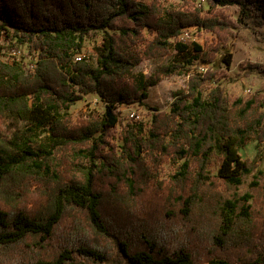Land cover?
Returning a JSON list of instances; mask_svg holds the SVG:
<instances>
[{
  "label": "trees",
  "instance_id": "1",
  "mask_svg": "<svg viewBox=\"0 0 264 264\" xmlns=\"http://www.w3.org/2000/svg\"><path fill=\"white\" fill-rule=\"evenodd\" d=\"M207 2L209 12L236 5L264 24V0ZM203 12L189 0H0V41L11 36L36 59L30 68L0 58V123L27 125L18 139L0 125V264H112L117 248L127 264H264V209L254 210L252 192L217 190L252 176L264 196V91L231 102L211 86L220 47L173 41L190 27L222 38L226 21ZM100 33L93 65L81 54ZM173 50L150 75L136 72ZM222 60L230 66L228 49ZM196 61L202 70L169 111L145 102ZM89 94L105 111L74 122L71 107ZM135 103L154 111L149 128L118 113ZM197 212H211L216 228L196 224ZM171 219L187 222L184 240Z\"/></svg>",
  "mask_w": 264,
  "mask_h": 264
},
{
  "label": "rangeland",
  "instance_id": "2",
  "mask_svg": "<svg viewBox=\"0 0 264 264\" xmlns=\"http://www.w3.org/2000/svg\"><path fill=\"white\" fill-rule=\"evenodd\" d=\"M150 1V0H146ZM168 7H178L185 3V0H163ZM193 7H201L204 9L205 16H213L215 13L223 17L226 21V27L222 31V38L213 31L199 30L196 27H190L180 37L173 39L176 41H197L201 44L211 45V47H220L215 55L218 60V68L216 70V80L212 85L220 84L224 87L226 94L230 97L231 102L237 98L247 99L254 93L264 91V24H259L255 18L249 14L241 11V8L236 5L218 7L214 12H209L210 5L207 0H189ZM102 43V34H97L94 37H88L85 41L82 56L86 57L93 65L97 64L99 52ZM0 58L4 60H16L24 67H34L36 59L28 52L26 45L18 46L16 40L11 36L5 35L0 41ZM226 47V48H225ZM230 51L232 60L228 66L222 57L225 53ZM176 50L171 54L159 60H145L136 68L137 73H144L150 75L157 67L166 64L175 56ZM212 67V64H209ZM202 70V65L196 61L188 72L181 75H174L166 77L157 85L149 90V97L145 102L150 106L161 111H169L171 103L174 100L175 92L178 90H185L188 88L190 76ZM106 109L105 101L98 95L89 94L76 102L70 109V116L74 122L82 118H88L90 115L103 113ZM118 113L125 118L132 119L139 123H143L145 128H149L152 123L153 112L150 108L135 104H122L117 109ZM135 112L136 116L132 117L131 113ZM5 134L10 138L18 139L27 125L24 122L15 123L11 118L5 117L0 123ZM121 127L118 126V131ZM218 165L211 167V174L217 172ZM260 168L264 169V162L260 163ZM175 171V166L166 162L161 169V179L169 181L170 176ZM252 176L248 177L246 181L238 188H229L223 183H220L217 190L223 197L232 198L244 195L248 192L254 194L251 203L254 204V210L262 211L264 209V196L259 190L251 188ZM164 214L162 211H158ZM193 220L198 225H204L207 229L216 228L217 221L211 212L202 213L197 212L193 216ZM172 225L176 230L173 234L174 239L184 240V234L180 230L181 226L187 230V222L183 223L180 220L171 219ZM179 225V226H178ZM112 264H127L125 257L120 250L115 249Z\"/></svg>",
  "mask_w": 264,
  "mask_h": 264
},
{
  "label": "built area",
  "instance_id": "3",
  "mask_svg": "<svg viewBox=\"0 0 264 264\" xmlns=\"http://www.w3.org/2000/svg\"><path fill=\"white\" fill-rule=\"evenodd\" d=\"M131 116H132V117H135V116H136L135 112H132V113H131Z\"/></svg>",
  "mask_w": 264,
  "mask_h": 264
}]
</instances>
